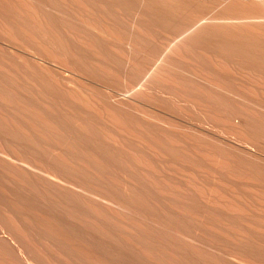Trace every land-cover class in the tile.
Masks as SVG:
<instances>
[{
    "label": "bare ground",
    "instance_id": "1",
    "mask_svg": "<svg viewBox=\"0 0 264 264\" xmlns=\"http://www.w3.org/2000/svg\"><path fill=\"white\" fill-rule=\"evenodd\" d=\"M0 264H264V0H0Z\"/></svg>",
    "mask_w": 264,
    "mask_h": 264
}]
</instances>
